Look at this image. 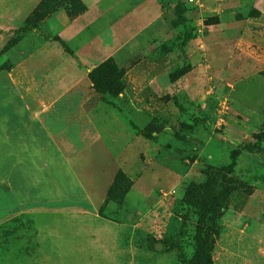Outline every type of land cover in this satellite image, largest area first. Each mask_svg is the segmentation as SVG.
<instances>
[{
    "label": "rangeland",
    "instance_id": "rangeland-1",
    "mask_svg": "<svg viewBox=\"0 0 264 264\" xmlns=\"http://www.w3.org/2000/svg\"><path fill=\"white\" fill-rule=\"evenodd\" d=\"M41 2L15 29L0 24V264H184L193 250L189 212L177 246L158 243L173 202L227 165L264 121V15L252 0H82L76 26L90 24L76 46L61 42L69 54L58 44L57 80H6L69 20L71 0H47L38 11ZM115 17L131 27L112 41L100 25ZM166 42L171 49L159 56ZM109 59L124 86L114 98L87 80ZM261 147L234 160L238 189L220 218L212 264H264Z\"/></svg>",
    "mask_w": 264,
    "mask_h": 264
},
{
    "label": "trees",
    "instance_id": "trees-1",
    "mask_svg": "<svg viewBox=\"0 0 264 264\" xmlns=\"http://www.w3.org/2000/svg\"><path fill=\"white\" fill-rule=\"evenodd\" d=\"M47 0H42L36 10L45 4ZM59 2V0H57ZM73 3L67 9L66 16L69 20L82 14L85 7L79 0H71ZM162 10L160 6V11ZM37 13V11H36ZM65 54H69L58 38L54 39ZM171 42H166L158 46L159 56H163L171 49ZM190 66L186 65L168 75L170 83L176 81L181 76L188 73ZM87 80L91 88L100 96L114 98L123 90L122 73L109 59L95 66L87 73ZM141 137L150 140V135L144 131L138 132ZM251 141L233 148L229 152V163L222 165L215 172H207L200 183L188 184L180 199L173 202L170 211L169 224L161 235L158 243L162 246L169 243L170 247L177 246V240L182 239L187 232V218L183 212H189L194 219L191 242L193 246L190 257L184 264H212L211 252L213 240L218 235V224L220 218L227 207L229 196L238 189V181L233 177L234 160L240 154L261 153V145L264 143V121L257 133L252 134ZM128 184L115 187L114 190L121 189L124 193ZM114 190L112 192H114ZM119 191V190H118ZM209 238H211L209 240Z\"/></svg>",
    "mask_w": 264,
    "mask_h": 264
},
{
    "label": "crops",
    "instance_id": "crops-1",
    "mask_svg": "<svg viewBox=\"0 0 264 264\" xmlns=\"http://www.w3.org/2000/svg\"><path fill=\"white\" fill-rule=\"evenodd\" d=\"M1 1L2 0H0V17L3 19H0V24L4 27L2 30H6V29H15L17 26L21 25L20 22L22 21V18L33 9L34 4H36L39 0H24L22 1V3H20L18 6L15 7L11 4H7L12 0L8 1L7 3H6L7 0H3V2ZM80 2H82V0H80ZM252 7L257 13H259L260 15H264V0H252ZM117 8L118 5L114 9ZM111 11L112 10H106L103 16L106 17V15H109ZM84 12L72 20H67L65 24L62 25L60 29H58V31L56 32V37L62 43L73 47L76 46L74 44L79 40L76 39V36H78V34H80L83 30H85V27H87L90 24V23H82V25L76 26L78 23L82 21L85 14ZM116 19L117 17L112 18L110 19V21L100 25L102 27L108 24L109 31L112 36V41L117 38L116 34L119 32V28H122L125 25H127L129 28L131 27V23L128 22L123 23V25L122 24L116 25L115 24ZM152 19H154V17ZM152 19L147 20L145 23H143V25L147 24ZM128 31H130L129 35L132 32H134L131 29ZM121 40L122 39H120V41ZM120 41L116 44V46H118L121 43ZM57 46L58 43L52 40L51 41L47 40L43 42L31 54H29L27 57H25L20 62H18L8 72H5L3 74L4 78L10 81L24 80L29 82L30 80H33L35 77L37 78L38 76L37 74L40 73L45 78H49L50 80L53 79L57 80L59 75V60H58L59 51ZM53 52L55 53V60L53 59ZM38 55H42L40 62H37L35 60V57ZM24 109L29 110L30 108L28 106H25Z\"/></svg>",
    "mask_w": 264,
    "mask_h": 264
},
{
    "label": "built area",
    "instance_id": "built-area-1",
    "mask_svg": "<svg viewBox=\"0 0 264 264\" xmlns=\"http://www.w3.org/2000/svg\"><path fill=\"white\" fill-rule=\"evenodd\" d=\"M184 2L187 5L198 6L200 3V0H184Z\"/></svg>",
    "mask_w": 264,
    "mask_h": 264
},
{
    "label": "water",
    "instance_id": "water-1",
    "mask_svg": "<svg viewBox=\"0 0 264 264\" xmlns=\"http://www.w3.org/2000/svg\"><path fill=\"white\" fill-rule=\"evenodd\" d=\"M211 238H209V240H210Z\"/></svg>",
    "mask_w": 264,
    "mask_h": 264
}]
</instances>
